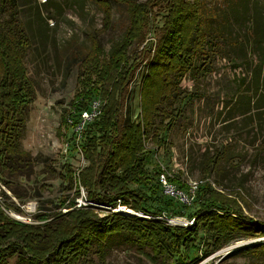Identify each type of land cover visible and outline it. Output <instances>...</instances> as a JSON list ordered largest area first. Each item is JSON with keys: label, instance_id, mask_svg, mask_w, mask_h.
<instances>
[{"label": "rangeland", "instance_id": "rangeland-1", "mask_svg": "<svg viewBox=\"0 0 264 264\" xmlns=\"http://www.w3.org/2000/svg\"><path fill=\"white\" fill-rule=\"evenodd\" d=\"M111 1L106 11L95 0H15L5 9L0 0V22L17 17L30 38L32 45L25 56V66L33 87L19 136L22 155L0 163V182L20 203L37 207L34 225L45 223L37 221L38 213L48 214L50 222L65 212L64 201L76 203L74 174L81 165V154L75 144L67 155L64 153L66 141L72 142V128L66 121L75 116L76 96L85 90L83 82L88 70L84 57L94 42L102 49V58L108 59L130 27L127 6ZM241 2L235 15L227 9V35L230 42L242 44L243 50L214 59L209 74L197 70L189 73L181 83L183 101L173 113L168 130L152 129L146 143V170L154 187L158 188L162 168L171 179L182 181L184 186H177L185 193L190 181L209 183L234 201L247 219L232 212L228 215L258 225V236L246 238L243 232L240 238L217 251L201 228L196 243L187 252L190 264H264V251L250 252L252 247L264 243V237L259 235L264 225V0ZM157 15L147 41L135 45L132 54H138L152 41L156 46L167 16L164 5ZM147 72L148 65L144 63L130 88L122 114L126 119L136 121L141 113V88ZM102 97L96 101L104 103ZM157 132L162 145L152 139ZM86 145L83 140L82 150ZM89 166L87 160L84 167ZM191 208L186 211L181 206L176 214L179 216H165L162 220L169 225L173 222L172 226H185L190 221L187 215L199 209ZM94 210L101 218L114 213L112 207L101 205ZM19 213L26 215L22 210ZM123 215L136 216L125 212ZM193 225L195 222L190 227ZM7 248L3 264H32L31 256L20 243L6 240L0 232V250ZM101 254L105 255L106 264H181L177 256H157L129 230L110 236L103 245L93 239L77 264H101Z\"/></svg>", "mask_w": 264, "mask_h": 264}, {"label": "trees", "instance_id": "trees-1", "mask_svg": "<svg viewBox=\"0 0 264 264\" xmlns=\"http://www.w3.org/2000/svg\"><path fill=\"white\" fill-rule=\"evenodd\" d=\"M95 1L106 11L112 3L111 0ZM115 1L129 9L130 27L108 59L102 58L103 51L94 42L84 57L88 70L86 82H83L85 90L76 96L75 116H69L79 123L82 111H89L93 101L103 96L101 115L87 126L83 137L87 143L84 154L90 166L81 171L80 181L93 204L112 208L120 204L126 207L124 209L130 207L157 220L121 213L101 218L94 210L96 207L73 209L75 203L67 204L66 200L62 210H73L61 212L59 218L50 222H47L51 218L48 214L38 213L37 221L45 223L31 225L12 220L0 208V232L6 240L15 239L20 243L31 256L32 264H77L93 239L103 245L110 236L125 230L138 235L157 256L163 253L177 256L181 264H190L187 263V252L196 243L201 228L206 230L215 251L240 238L242 235L239 234L243 232L246 238L258 236V225L245 222L243 219L247 218L243 217L239 206L211 184L200 185L192 204L184 205L165 196L159 181L158 188L154 187L146 170V143L150 132L156 128L161 132L168 130L173 113L183 101V79L194 70L209 74L214 59L227 58L230 53L243 50L242 44L229 41L227 9L235 15L238 4L242 6L244 0ZM14 3L15 0H1V7L5 9ZM163 5L167 16L156 46L152 41L138 54H132L135 45L147 41ZM31 45L17 17L0 22V163L22 155L19 136L24 109L33 88L25 66V56ZM227 45L232 48L228 50ZM144 63L148 65V72L142 82L141 113L136 121H132L122 114L131 85ZM167 121L169 123L165 124ZM158 134L152 139L162 145ZM170 181L180 188L184 186L179 178H170ZM80 195L78 189L75 196ZM181 206L186 211L192 210V206L199 207L195 213L187 215L190 221L194 220L193 227L172 226L160 220L164 216L175 217ZM231 212L243 219L228 215ZM259 235L264 237V225ZM8 250H0V264L4 263ZM262 251L264 243L250 250L254 254ZM101 264H106L104 254H101Z\"/></svg>", "mask_w": 264, "mask_h": 264}, {"label": "built area", "instance_id": "built-area-1", "mask_svg": "<svg viewBox=\"0 0 264 264\" xmlns=\"http://www.w3.org/2000/svg\"><path fill=\"white\" fill-rule=\"evenodd\" d=\"M103 108V103H101L99 100H94L91 104L89 111H82L79 123H75L74 119L69 117L67 122V125L69 128H72V142L66 141L65 147H64V153L67 155L71 150L72 146L75 144L77 145L78 152L81 154V165L78 169H76L75 175V183L76 188L79 189L80 195L76 199L75 207L77 209H83V208H92L96 207L97 205L93 204L89 201L88 196L85 192V189L83 188L81 181H80V173L82 170H84V166L86 164V158L84 156L81 143L83 140V137L85 135L86 128L89 124L93 123L96 119H98L101 115ZM163 170L160 171V177L159 182L161 183V188L163 191V194L167 196L168 198L176 199L179 202H181L184 205H191L193 200L195 199L196 193L199 189V186L202 185V182L198 181H190L189 182V191L185 193L183 190H181L176 184L170 181V177L168 176V173L166 169L162 168ZM8 205H11L12 207H17L18 209L15 210L13 208H9ZM121 205L119 204V208H112V211L114 213H121L123 214V211H121ZM0 207L4 211L5 214L10 216L11 218L15 219L16 221L22 222L24 224H31L33 223V216L37 213V207L33 204H24L20 203L11 193L10 190L6 189V187L0 182ZM71 209H65V212H68ZM26 213V215L20 214L19 212ZM68 210V211H66ZM135 215L138 216H146L144 214H138ZM165 217V216H164ZM162 219V218H160ZM167 219V218H166ZM168 220V219H167ZM194 223V221H189L185 224V226H191ZM174 223H170V225H173Z\"/></svg>", "mask_w": 264, "mask_h": 264}, {"label": "bare ground", "instance_id": "bare-ground-1", "mask_svg": "<svg viewBox=\"0 0 264 264\" xmlns=\"http://www.w3.org/2000/svg\"><path fill=\"white\" fill-rule=\"evenodd\" d=\"M120 207H121V211L125 212L126 214H136V213H134L132 210L124 209V208H126V207H122V206H120Z\"/></svg>", "mask_w": 264, "mask_h": 264}, {"label": "water", "instance_id": "water-1", "mask_svg": "<svg viewBox=\"0 0 264 264\" xmlns=\"http://www.w3.org/2000/svg\"><path fill=\"white\" fill-rule=\"evenodd\" d=\"M136 216H138V215H136Z\"/></svg>", "mask_w": 264, "mask_h": 264}]
</instances>
